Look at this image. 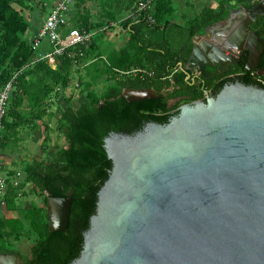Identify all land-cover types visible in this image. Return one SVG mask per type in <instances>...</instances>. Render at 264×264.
<instances>
[{
    "label": "water",
    "instance_id": "1",
    "mask_svg": "<svg viewBox=\"0 0 264 264\" xmlns=\"http://www.w3.org/2000/svg\"><path fill=\"white\" fill-rule=\"evenodd\" d=\"M257 7L264 14V0ZM239 15L247 16L232 11L225 26L208 27L206 43L223 56L249 49L254 71L264 44L256 32L246 39L251 20L237 30ZM198 52L197 43L192 63ZM214 65L225 71L223 61ZM199 70L206 75L205 65ZM124 96L157 94L127 90ZM105 148L113 167L71 264H264V88L227 86L207 103L183 106L168 125L110 133ZM72 204L49 197L51 232L68 230ZM9 257V264H24Z\"/></svg>",
    "mask_w": 264,
    "mask_h": 264
},
{
    "label": "trees",
    "instance_id": "2",
    "mask_svg": "<svg viewBox=\"0 0 264 264\" xmlns=\"http://www.w3.org/2000/svg\"><path fill=\"white\" fill-rule=\"evenodd\" d=\"M116 1L117 4L107 11L109 20L93 24L83 18L79 20L77 28L94 31L113 22L118 23L120 17L132 11L138 2ZM260 1L217 0L216 8L207 7L189 25H181L174 21L172 14L175 7L171 0H155L150 11L155 23L148 21L145 15L136 20L130 17L122 23L131 33L125 48L111 52L104 59L99 52L98 40L97 43L96 38L93 40L82 61H94L92 64L100 62L96 77L108 74L111 83L101 97L96 96L91 83L87 84V100L78 108L70 105L63 112L60 128L67 129L69 147L41 161L36 160L25 169L28 181L48 200L49 197H63L73 201L69 228L63 232H51L47 218L40 209L33 207L27 212L25 218L38 235L33 248L36 264H70L80 256L84 232L89 229L90 219L96 213L98 192L108 180L113 167L105 148V138L113 132L135 135L131 128L135 122L142 125L149 120L166 123L165 117L158 115L167 111L166 99L157 97L133 102L124 96V91L154 89L162 93L167 88L184 84L185 75L172 78L171 73L179 67L180 62L188 61L195 38L205 34L211 25L224 21L233 5L250 7ZM15 4L23 2L0 0V92L19 73L14 82L16 93L11 98L8 113L12 122L7 123L8 119L5 121V126L7 124L12 130L23 126L24 106L29 107L30 113H35V119L42 118L46 114L42 109L44 100L56 87L67 88L70 85L71 73L75 68L66 54L57 69H52L47 61L37 62L25 69L36 51L25 38L30 24ZM254 29L264 36V16L257 20ZM136 68L144 69L145 73L129 74ZM176 94L177 91L171 96ZM48 140L49 137H46L45 143ZM15 198L14 191L7 196L6 208L9 211L17 208ZM23 225L18 219L8 221V231H4L0 225L1 250L7 251L9 248L4 242L5 236L21 237Z\"/></svg>",
    "mask_w": 264,
    "mask_h": 264
},
{
    "label": "rangeland",
    "instance_id": "3",
    "mask_svg": "<svg viewBox=\"0 0 264 264\" xmlns=\"http://www.w3.org/2000/svg\"><path fill=\"white\" fill-rule=\"evenodd\" d=\"M58 0H22L23 4H15V7L23 14L28 22L33 24L42 25L44 13L43 11L47 8V3H53L56 5ZM127 1V0H126ZM173 6L175 5L174 21L181 25H189L191 20L199 17L205 8H216L217 0H171ZM116 0H72V21L74 25H78L79 20L87 18L90 22L94 19V23L97 21L103 22L109 20L107 17V11L112 9L117 4ZM233 7H237L233 5ZM31 19V21H30ZM98 19V20H96ZM31 31L29 34L31 35ZM100 39L103 40V47H101L100 53L103 55L108 54V47H111L112 43L119 42L118 40L127 39L123 35L122 31L111 28L109 31L103 32ZM113 34V35H110ZM110 43V45H108ZM48 47V44L45 46ZM43 47V49L45 48ZM117 48V47H116ZM90 65L88 68H73L71 73V83L67 88L58 86L53 90L44 100L43 110L46 111L44 117L49 119V126L44 133V139L41 145V149L38 151L37 159L43 160L47 157H51L52 154L63 144L65 133L60 128L61 122L58 121L60 114H62L70 105L73 107L79 106L81 103L87 100L88 88L87 84L93 85V90L97 97H101L106 86L111 83V79L108 74H104L102 77L97 78L99 73V64ZM102 68V67H101ZM127 91V90H126ZM129 91V90H128ZM57 97H63L64 101L61 103ZM23 112L26 116L33 118L35 113L29 110V107L24 106ZM58 116V119L53 117ZM53 118V119H52ZM50 120L52 122H50ZM30 124H33L30 123ZM46 137H49L45 143ZM66 141V139H65ZM68 144V140L66 141ZM56 143V144H55ZM25 181V180H24ZM27 180L23 184L17 186L19 193V199L17 200V209L9 213L4 210L0 214V225L4 228V231H8V221L11 219H18L22 222L23 231L21 237L16 236H5L4 242L12 250L19 251L27 254L30 248L38 241L37 231L31 227L29 221L25 218L27 212L36 207L42 211V214L47 218L50 228L53 227V212L49 208V200L46 195H43L35 190V187L30 182V185H26Z\"/></svg>",
    "mask_w": 264,
    "mask_h": 264
},
{
    "label": "flooded vegetation",
    "instance_id": "4",
    "mask_svg": "<svg viewBox=\"0 0 264 264\" xmlns=\"http://www.w3.org/2000/svg\"><path fill=\"white\" fill-rule=\"evenodd\" d=\"M257 6L258 3L250 7L237 6V7H233V9H231L230 12L242 11L246 13L247 15L246 18H242V15L235 17L237 30H239L240 27L247 24L248 20L249 21L251 20V24L249 25L248 28L249 34L246 39L248 40L249 35L251 33L256 32L258 33L260 39L264 44V36L260 35L258 29L257 30L254 29V24L257 22V20L264 16V14H259L260 11ZM226 19L216 24L224 25L226 23L225 22ZM205 34L199 35L201 36L199 40H194V46L198 43L200 45L202 54L198 52L196 58L192 63L191 62L192 53H191L190 57L188 58V61L186 63L180 62L179 67L175 68L171 73L172 78L179 74L185 75L184 84L180 86L175 85L170 88H167L166 91H163L162 93H157L154 89H151L156 92L157 97H162L167 100V111L158 113V115L165 117L166 123L162 125H168L175 118H178L181 115L183 106L185 105L194 106L197 102L207 103L209 99H215L227 86L240 83L248 86L258 85L259 87L264 88V51L260 61L256 65V69L254 71H250L249 69L250 68L253 69L255 67V64L251 63V51L249 49H244L240 52H237V54H230L227 56H223V54L220 51H217L214 48H210L207 45ZM199 36H197L196 39ZM210 36L211 34L207 35V37ZM221 38L222 40L223 39L225 40L226 37L221 36ZM254 47L259 48L256 45ZM207 50L209 51L210 54L207 52ZM203 53L206 54L207 58L204 57L205 55L203 56ZM209 55H212L213 57H209ZM216 61H223V65H224L223 69H225L224 62L228 63L225 71L220 70L218 66L214 65ZM202 65L206 66L207 69V71H205L206 75H203V71L199 70V68L201 69ZM129 90H134V89H129ZM176 91L177 94L175 96H171ZM129 96L130 98H133L132 94H129ZM134 101H141V100H134ZM150 122H154V121L151 120L146 121L144 125L135 122L132 123L131 128L135 131L136 134H138L139 132L144 131ZM34 245L30 248L27 254L21 253L16 250H12L11 248H7V251H3L0 249V264H9L10 263L9 256L12 255L19 256V258L22 260L24 264H32V262L33 264H36L37 261H35V254L33 251Z\"/></svg>",
    "mask_w": 264,
    "mask_h": 264
},
{
    "label": "built area",
    "instance_id": "5",
    "mask_svg": "<svg viewBox=\"0 0 264 264\" xmlns=\"http://www.w3.org/2000/svg\"><path fill=\"white\" fill-rule=\"evenodd\" d=\"M154 1L155 0H138L130 17L136 20L145 15L148 21L155 23V20L150 14V11H152L154 7ZM70 3L72 4V0H58L55 7L50 11L43 27L31 42V46L36 52L44 42L50 45V51L34 58L25 69L40 61H47L56 69L58 62H60L66 54L72 60L74 67L85 68L94 62H83L82 59L85 57L87 48L92 45L96 36L101 32L109 31L111 28L119 29V24L116 23H111L108 27L94 31L71 27L69 19ZM25 69H22V71ZM141 73H145V71L140 68L133 69L129 72V74L133 75ZM18 75L19 73H17L14 79L0 92V141L6 127L5 121L9 118L10 102L15 92L14 82ZM4 169L5 163L0 157V214L3 213L7 207V180L5 175H3Z\"/></svg>",
    "mask_w": 264,
    "mask_h": 264
},
{
    "label": "crops",
    "instance_id": "6",
    "mask_svg": "<svg viewBox=\"0 0 264 264\" xmlns=\"http://www.w3.org/2000/svg\"><path fill=\"white\" fill-rule=\"evenodd\" d=\"M54 4H55V2L46 4L47 8H45V10L43 11L44 18H43L42 25H39V24L36 25V24H33V22H29V24H30L29 31H31L32 33L30 35L29 31H28V34L25 37L27 41H29L31 43L33 41V39L37 36L38 32L41 30V28L43 27V25L45 23L46 17L50 13V11L55 7ZM174 7H175V5H174ZM131 12L132 11L125 12V16L120 17V19H119L120 22L116 23V24H119V30L124 33L123 36L124 37L126 36L127 39H125V40L121 39V40H118L119 42L112 43L111 47H108V51H107L108 54L107 55H103L101 53L102 58L107 59V57L109 56V54L111 52L118 51V50L125 48V46L129 42L131 33H129V31H127L123 27V24L126 22V20L128 18H130ZM69 19H70V26L71 27H77L74 25V23L72 21V7H70ZM96 20H98V19H96ZM30 21H31V19H30ZM94 22H95L94 19L91 20V23L95 24ZM97 22H100V21H97ZM113 23H115V22H113ZM115 30H118V29H115ZM102 35L103 34H101V35L99 34L96 36V43L98 40L99 52L102 50L101 49V47H103L102 42H103V40H105V39H100ZM110 35H113V34H110ZM195 40H199V38H197V39L195 38ZM47 44H48L47 42H44L41 45L39 50L36 52V55L34 56V58H37L41 55H44L50 51L51 47L49 44H48L47 48L45 47ZM108 45H110V43ZM43 47H45V48L43 49ZM61 62L62 61L58 62L56 69L61 65ZM48 64L50 65V63H48ZM87 67H89V65ZM52 69H54V68L52 67ZM140 69H142V68H140ZM142 70H144V69H142ZM15 93L16 92H14L13 95H15ZM57 98H58V101L61 103L64 101L63 97H57ZM79 106H77L76 108H78ZM62 116H63V113L60 114L59 119H58V116H55L53 118L54 119L56 118V119H58L59 122H61ZM24 118H25V122H24L23 126L15 129V130L9 129L7 127V124H6L5 130L3 132V136L1 138V144H0V157L3 160V162L5 163V169H4L3 175H5V178L7 180L6 199H7V196L10 194V192L14 191V195H16L15 203L19 199V193L17 190V186L19 184H23L26 180H27L26 185H30V182L28 181V176H27L25 169H26L27 165L32 164L36 160H38L36 154L41 149V145H42V142L44 139V133L46 132V129L48 127H50L48 125L49 119H47L44 116L40 119H38V118L35 119L34 117L30 118V117L24 115ZM30 119H31V121H30ZM11 122H12V118L9 117L7 120V123H11ZM32 122H33V124H30ZM50 122H52V121L50 120ZM66 130L67 129L65 128L61 131L65 133L64 138L67 141ZM65 139H63V141H62L63 144H61V146L54 152V154L59 152L62 149H67L69 147V144L65 141ZM38 161H41V160H38ZM16 206H17V203H16ZM16 209H14V210H16ZM5 210H7V212H9V213L14 211V210L9 211L8 208H6Z\"/></svg>",
    "mask_w": 264,
    "mask_h": 264
}]
</instances>
